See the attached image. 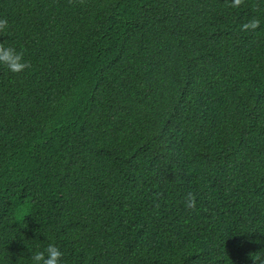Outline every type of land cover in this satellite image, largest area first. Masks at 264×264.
<instances>
[{"label":"trees","instance_id":"1","mask_svg":"<svg viewBox=\"0 0 264 264\" xmlns=\"http://www.w3.org/2000/svg\"><path fill=\"white\" fill-rule=\"evenodd\" d=\"M0 19L28 64L0 66V264L50 243L62 264L264 256V0H0Z\"/></svg>","mask_w":264,"mask_h":264},{"label":"clouds","instance_id":"2","mask_svg":"<svg viewBox=\"0 0 264 264\" xmlns=\"http://www.w3.org/2000/svg\"><path fill=\"white\" fill-rule=\"evenodd\" d=\"M7 20L0 19V30L7 28ZM0 66L5 67L11 73H21L27 67L28 64L24 62L23 56L16 51V49L11 46L0 45ZM195 206L194 200L188 203V207L192 208ZM28 252L30 256V264H62L63 252L55 244H48L42 250H30L28 247ZM260 253L253 254L251 259L254 264H260V261L264 260V256Z\"/></svg>","mask_w":264,"mask_h":264}]
</instances>
